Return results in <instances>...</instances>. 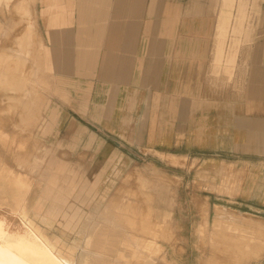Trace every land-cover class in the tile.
<instances>
[{
  "label": "rangeland",
  "instance_id": "obj_1",
  "mask_svg": "<svg viewBox=\"0 0 264 264\" xmlns=\"http://www.w3.org/2000/svg\"><path fill=\"white\" fill-rule=\"evenodd\" d=\"M232 2L218 0L215 7V55L222 12L228 13V20L221 39V60L212 61L209 78L219 83L232 72L234 76L236 68L228 62L234 55L241 90L244 52L251 39L261 34V0ZM75 3L77 0H3L0 4V60L7 59L6 67L0 62V70L13 72L12 78L15 75L18 82L0 83V127L4 128L0 130V218L7 220L11 230L22 231L23 214L12 209L15 197L9 196L16 191L7 177L25 160L27 174L36 182L29 166L38 154L43 159L40 186L28 188L26 205L31 212L41 201L44 219L52 222L46 232L51 240L56 235L82 248L87 234L107 222L124 237L151 242L150 251L125 242L131 250L141 251L138 264H264V133L261 138L260 132L246 135L240 130L236 149L215 155L211 141L202 148L193 140L184 156L185 148L174 149V155L148 150L123 154L99 145L92 148L84 134L77 139L56 138L53 125L48 128L55 103H67L68 95L67 82L56 74L55 67L50 69L54 61L51 51L59 47L51 36L63 28L78 33ZM112 15L111 11L110 20ZM78 52L80 49L72 54ZM237 113L241 128L246 126L245 116L259 121L260 109L238 108ZM4 117H11L12 122L1 123ZM4 130L6 135H1ZM21 138L28 147L24 151L17 149ZM53 208L58 210L55 216L46 214ZM29 215L35 218L33 213ZM104 215L109 217L106 221Z\"/></svg>",
  "mask_w": 264,
  "mask_h": 264
},
{
  "label": "crops",
  "instance_id": "obj_2",
  "mask_svg": "<svg viewBox=\"0 0 264 264\" xmlns=\"http://www.w3.org/2000/svg\"><path fill=\"white\" fill-rule=\"evenodd\" d=\"M217 3L77 0L78 33L63 28L51 36L59 47L51 51L50 67L67 82L68 93L67 103L54 105L56 138L84 134L92 148L108 146L123 154L148 150L174 155V149L185 148L184 156L193 140L202 148L211 141L215 155L235 150L240 130L260 132L262 138L264 0L261 34L243 55L241 90L234 55L228 57L234 76L232 72L219 83L209 78L212 61L221 60V54L213 53ZM77 49L81 52L72 54ZM238 108L260 109L259 121L245 116L246 126L239 127Z\"/></svg>",
  "mask_w": 264,
  "mask_h": 264
},
{
  "label": "bare ground",
  "instance_id": "obj_3",
  "mask_svg": "<svg viewBox=\"0 0 264 264\" xmlns=\"http://www.w3.org/2000/svg\"><path fill=\"white\" fill-rule=\"evenodd\" d=\"M2 1L3 0H0V4ZM224 1L227 2L228 4L233 3L232 0H224ZM21 7H23V6H21ZM19 8H20V6H19ZM227 20H228V13L222 12L221 13V20L218 24V30H217V36L219 39L217 51H216L217 56H219L222 53V41H221V39H223L225 32H226L225 28H226ZM3 58L4 57H2L1 59H3ZM17 59L19 60V58H17ZM17 59L14 60V61H16V63L18 62ZM6 61H7V59H6ZM8 61L10 62V60H8ZM0 62H3L5 64V67H6V63L4 62V60H0ZM11 63H9V65ZM18 63H20V62H18ZM12 66H13V63H12ZM15 67H16V65H15ZM15 67L13 68L14 70H16ZM0 69H1V67H0ZM3 69L6 70V68H3ZM50 69H51V67H50ZM4 70H2L3 72L0 70V72L3 73L2 77L0 76V83H3V84L6 83L9 85L10 84L13 85L14 81L15 80L17 81V79L14 80L15 75L12 78L13 72H11L12 75L9 73L4 74L6 72ZM7 71L10 72V71H12V69L10 71L8 69ZM2 73H0V74H2ZM18 77H21V76H19V74H18ZM18 80H20V78ZM24 80H25V78H24ZM17 83L18 82H16V84ZM20 84H22V83H20ZM14 87H15V84L13 86V89H15ZM13 89L11 88V90H13ZM8 90H9V88H8ZM15 92H17V91H15ZM18 93H19V90H18ZM53 115H54V112L51 111V113L49 115L50 122L48 121V128H51V125H53V123H52ZM9 118H11V117H9ZM9 118L8 119H6V117L2 118L1 123L6 124L8 122H12L9 120ZM12 120H14V119L12 118ZM15 120H17V119L15 118ZM16 123H17V121H16ZM4 127H5V125H4ZM2 128L3 127H0V130ZM5 132L6 131L4 130V132H2L3 134H1V135H6ZM23 139L21 141L18 140L19 142L17 143V149L19 148L20 151L25 149V147H26V142H25L26 139L25 140H23ZM11 142H12V140H11ZM32 145H34V143ZM32 145H30V146L32 147ZM30 146H29V148H30ZM37 146L40 147L39 145H37ZM26 148H28V147H26ZM34 148H35V145H34ZM24 153L25 152H23V154ZM31 154H33V153H31ZM21 158H22V156H21ZM21 158H20V161H21ZM42 162H43V159L41 158V156L38 154H35L33 156V161L31 162L32 164H31V166H29V169L31 168L30 169L31 174L32 175L34 174V178L36 177V182H31V178H29V176L27 174L28 169H26L27 164H26L25 160L22 161V163L19 162L17 170L11 172L7 177L8 185L12 186V188L15 189V191H16L15 192L16 194H14V195H13L14 192L11 193L12 195H10V193L8 192V194L10 195L9 198L11 196L15 197L13 199L14 204H13L12 209L14 212H16V211L20 212L21 211L20 213L23 214V217H22L23 218V220H22L23 224H21L22 231H14V230H11V228L8 226L9 223L7 224V222H6L7 220L5 221V220L0 218V264H93V262H95L96 264H138V261H139L140 257L142 256L141 251L140 250H136V251L131 250L128 246L125 245V242L136 244L137 248L139 247V245H141L144 248V250H146V251L151 250L152 244L150 241H147L145 239H139V238L133 237V236L124 237L123 232L118 231L117 229L114 228L113 225H109L107 222H105L104 224H100L97 231L91 230L87 234L84 246L82 248H78V246H73V245L67 244L64 242L63 239H61L59 236H56V235L51 240L49 238V236L46 234V232L51 230L52 222L48 219H44V214L41 213V208H40L41 201L39 200L40 204L37 202L36 205L31 207V212H30V209L28 208V206L26 205V199H28V194H27L28 188H31L35 185L40 186L38 184H40L39 181L42 177V174H41ZM49 172H51V171H49ZM49 172H48L47 176L49 175ZM2 179L3 178L0 175V182ZM54 181L55 180L53 177L51 182H54ZM0 185H1V187L3 186L2 184H0ZM2 189H0L1 190L0 192L3 193ZM7 191L8 190H5V192H7ZM34 191H36V189L33 190L32 192H34ZM1 200H3V199H1ZM56 211H58V210L53 208L52 213L48 212L46 214H50L53 217L56 215ZM29 213H33L35 218H31ZM108 218L109 217L107 215L103 216V220H105V221ZM96 227H98V226H96ZM136 247H134V248H136Z\"/></svg>",
  "mask_w": 264,
  "mask_h": 264
}]
</instances>
